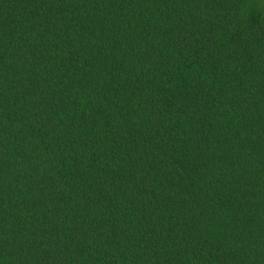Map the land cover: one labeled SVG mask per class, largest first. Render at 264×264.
Here are the masks:
<instances>
[{
    "label": "trees",
    "instance_id": "trees-1",
    "mask_svg": "<svg viewBox=\"0 0 264 264\" xmlns=\"http://www.w3.org/2000/svg\"><path fill=\"white\" fill-rule=\"evenodd\" d=\"M0 264H264V0H0Z\"/></svg>",
    "mask_w": 264,
    "mask_h": 264
}]
</instances>
